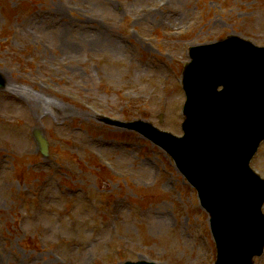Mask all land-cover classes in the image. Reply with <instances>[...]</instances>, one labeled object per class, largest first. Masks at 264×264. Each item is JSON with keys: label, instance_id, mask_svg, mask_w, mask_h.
<instances>
[{"label": "rangeland", "instance_id": "1", "mask_svg": "<svg viewBox=\"0 0 264 264\" xmlns=\"http://www.w3.org/2000/svg\"><path fill=\"white\" fill-rule=\"evenodd\" d=\"M232 34L264 45V0H0V264H213L173 161L97 116L181 132L189 46ZM12 88L54 113L34 116ZM251 165L264 176V141Z\"/></svg>", "mask_w": 264, "mask_h": 264}, {"label": "water", "instance_id": "2", "mask_svg": "<svg viewBox=\"0 0 264 264\" xmlns=\"http://www.w3.org/2000/svg\"><path fill=\"white\" fill-rule=\"evenodd\" d=\"M233 38H229L227 41H225L224 43L226 45H233V43L230 42V40ZM225 44L221 43V44H217V45H213V46H206L203 48V51L200 52L202 54H208L209 57H213L215 55L216 52H221L224 48L223 47H227L225 46ZM223 46V47H221ZM234 46L238 49V50H242L243 51V55L242 57H252L253 59H257L256 61L259 60H264V50L262 52L258 51L257 54H252L251 52H249L248 49L253 48L252 45L242 42L240 40H235V44ZM218 47V48H217ZM221 47V48H220ZM248 48V49H247ZM264 49V48H262ZM255 91L254 93L252 92H244L243 90L240 93V96L237 98H232L230 101V107L228 108V110L233 109V117L230 116H226L224 118V128L221 127L219 129V125L216 124L215 127L211 126L206 130V134H208L209 136H213L215 135V137L217 139H219V143L221 144L223 143L227 137V135H225L227 132L229 133L232 129L236 128L238 134L241 137L242 134V127L243 125L249 126L250 128H252L254 126L255 122H259V124L261 123V125L259 126V129L255 132L254 137L250 140L251 145L249 147V149L252 147L254 149V147L257 144V141L262 138L264 136V81H258L255 85ZM215 93V92H214ZM253 94L255 95H262V96H258L255 97ZM213 99L208 98L207 101L211 102ZM191 104V102H190ZM238 105V108H237ZM191 111V113H190ZM190 111L189 114H192L193 116V111H194V106L190 107ZM257 112V114H256ZM260 118H261V122H260ZM105 122L108 123H116L118 125L121 126H126L129 128H135V129H141L142 127H147V124H144L142 122H129V123H121V122H116V121H112L110 119H104ZM189 121V120H188ZM188 124H186L187 126ZM192 125V124H190ZM149 127V126H148ZM219 134V135H216ZM36 137L38 139V141L40 142V146L43 152H45V148H46V142L44 141V139L42 138V136L37 133ZM215 140V139H214ZM232 139H230L231 141ZM236 143L238 142V140L235 138ZM247 135L246 138L244 140V145L247 144ZM216 142V140H215ZM183 143H185V149L184 152L186 153V160L184 162V164L181 165L183 171L187 174V176L194 181H197V183L199 184V186L201 187V197H202V201H203V205H205L207 207V209L211 212V215L213 216L212 221H215V226H216V232L218 235V242H219V248L222 246V244H224L225 240H226V234H225V230L226 228H232L233 231H236L240 238L243 240L241 242H238L237 244L239 246H243L245 248V253L244 255H242L241 257H237L235 255H231V253L226 252L223 248L220 249V254H219V261L218 264H252L251 262V258L254 254L256 253H260L262 246L264 245V237H259V238H254L257 234V228H258V220H261V216L259 211H258V206L260 204V200H259V204L258 206H256V212H257V216L255 214H253L252 209L249 206H245L242 203L239 202H231L230 204L224 203V202H216L215 199H208L207 198V192L208 191H212L214 189H216V182L219 181L221 182V176H223L225 173H230L233 172V167L232 164H229L228 162H226V170H214L212 171V175L210 174V171H207L208 175H201L202 179L198 180V178L196 177V175L193 173L192 171V167L193 165H197L199 167H201V156L204 152L208 151V148H204L201 152H198L196 150H194L192 144L189 142L188 139H186ZM181 143V144H183ZM203 146L205 147H211L213 145V141L211 140L210 137L206 136L204 141L202 142ZM223 145L225 146V142L223 143ZM242 146V137L239 140V148H241ZM248 149V150H249ZM211 157V156H210ZM230 160L235 159L234 156L229 157ZM232 158V159H231ZM210 160V158L208 159V161ZM190 164L192 167H190ZM215 179V180H214ZM253 180L260 182L261 184L264 185L263 181H260L258 178L253 177ZM201 183H200V182ZM205 184L208 186V190L206 192L205 189L202 188V185ZM218 185V184H217ZM204 186V185H203ZM220 185H218L219 187ZM205 187V186H204ZM216 206V207H215ZM233 209H237V213L240 214V220L233 222L232 219H230L228 217V213H230L232 215V210ZM213 213V214H212ZM214 216H215V220H214ZM238 216V215H237ZM236 218V217H234ZM238 218V217H237ZM236 218V219H237ZM254 238V239H253ZM230 243L232 242V244L235 246V240L234 237L231 241H229ZM125 264H146L144 262H138V263H131V262H125Z\"/></svg>", "mask_w": 264, "mask_h": 264}, {"label": "bare ground", "instance_id": "3", "mask_svg": "<svg viewBox=\"0 0 264 264\" xmlns=\"http://www.w3.org/2000/svg\"><path fill=\"white\" fill-rule=\"evenodd\" d=\"M57 10V9H56ZM146 18V16L143 17V19ZM15 90V89H14ZM21 93V96H23L26 109L31 112L34 116H44L43 114H46L49 112L50 108L53 107L52 104L46 102L42 97L35 95V94H30V93H25L23 91L17 90ZM158 221L156 220L155 222H152L150 224V228L153 230L158 229L160 226V223H157ZM143 259L142 257H140ZM78 264H82L79 262Z\"/></svg>", "mask_w": 264, "mask_h": 264}]
</instances>
